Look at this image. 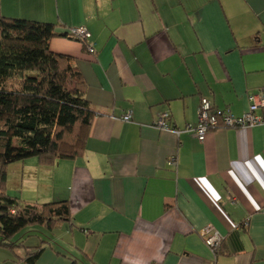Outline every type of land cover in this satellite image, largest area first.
Returning a JSON list of instances; mask_svg holds the SVG:
<instances>
[{"label": "crops", "instance_id": "0c3cea01", "mask_svg": "<svg viewBox=\"0 0 264 264\" xmlns=\"http://www.w3.org/2000/svg\"><path fill=\"white\" fill-rule=\"evenodd\" d=\"M0 14L87 30L49 48L96 113L81 157L12 168L24 203L66 201L70 222L0 248V264L38 249L33 264H208V225L224 238L214 264H264V126L202 142L153 126L163 113L173 129L195 125L202 99L239 117L264 92V0H0Z\"/></svg>", "mask_w": 264, "mask_h": 264}, {"label": "trees", "instance_id": "16d2710c", "mask_svg": "<svg viewBox=\"0 0 264 264\" xmlns=\"http://www.w3.org/2000/svg\"><path fill=\"white\" fill-rule=\"evenodd\" d=\"M55 29L0 14V248L11 252L38 229L50 232L69 223L70 214L66 201L26 204L9 196V165L35 158L51 167L81 157L96 115L70 58L49 48L53 37L67 38V32ZM41 251L29 254L26 262L33 264Z\"/></svg>", "mask_w": 264, "mask_h": 264}, {"label": "built area", "instance_id": "2783aa9c", "mask_svg": "<svg viewBox=\"0 0 264 264\" xmlns=\"http://www.w3.org/2000/svg\"><path fill=\"white\" fill-rule=\"evenodd\" d=\"M66 35L68 38L76 39L83 43L89 38V33L84 27L68 29ZM87 52L90 55H94L95 53L94 48L89 45L87 46ZM131 119V113H126L121 117L122 122L128 123ZM167 119V114H160L153 125L154 128L176 136L181 133H193L200 142L204 140L206 134L210 131L220 129H252L264 126V92L251 96L246 112L239 117H235L229 112H217L206 99H202L197 109L195 125L187 126L184 130H176L168 125ZM169 165L172 167L175 166V163L170 161ZM199 235L212 254L213 262L208 264H214L224 239L223 236L211 225L205 226L199 232Z\"/></svg>", "mask_w": 264, "mask_h": 264}, {"label": "rangeland", "instance_id": "374dc122", "mask_svg": "<svg viewBox=\"0 0 264 264\" xmlns=\"http://www.w3.org/2000/svg\"><path fill=\"white\" fill-rule=\"evenodd\" d=\"M17 164V163H16ZM15 164L13 165H9L8 169H7V180H6V193L11 196V197H15L14 195V191H16V193H18V197H16L19 201H22L21 198H19L20 196V189H19V181H17L14 177H12V168H14ZM15 169L17 170V167H15ZM20 191V192H19ZM28 194V193H25ZM24 194V196H25ZM24 202V201H22ZM9 251V250H7ZM11 252V251H9Z\"/></svg>", "mask_w": 264, "mask_h": 264}]
</instances>
